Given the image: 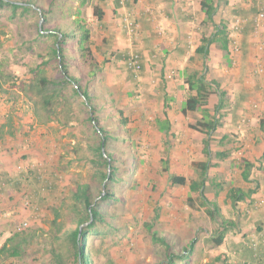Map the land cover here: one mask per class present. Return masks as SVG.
<instances>
[{"label":"rangeland","instance_id":"374dc122","mask_svg":"<svg viewBox=\"0 0 264 264\" xmlns=\"http://www.w3.org/2000/svg\"><path fill=\"white\" fill-rule=\"evenodd\" d=\"M7 1L24 4L27 0ZM85 1L83 5L81 0H38L43 8L53 4L54 12L47 22L44 14L35 11L23 13L19 10L15 14L12 9H0V248L17 234L30 240L24 256H1L0 264H52L49 251L55 234L59 230L61 235L67 234L78 225L70 199L72 193L81 184L95 186L96 193L101 189L94 179L96 168L92 159H96L93 152L96 136L88 110L82 105L79 107L78 100L75 103L78 113L70 123L38 125L20 90L7 79L11 76L18 79L17 83L27 81L31 69L43 59H49L55 65L51 52L56 44L55 37L50 35L51 29L63 19L69 22L78 18L86 21L91 31L92 56L86 58V65H81L75 58L80 53L76 51L75 43L70 42L68 52L75 58L72 60L75 66L70 71L95 95L93 102L100 109L97 115L100 126L111 137L109 151L123 159L117 163L122 180L111 185V192L121 201L100 204L113 226L102 229L99 236L90 237L96 247L95 264H159L163 248L152 242L154 232L167 237L175 253L185 248L191 251L188 260L182 264H229L225 245L215 246L212 241L218 223L209 219L205 208L200 206L197 193L193 194L196 202L192 208L187 201L188 186L169 183L170 173L190 180L198 179L191 163L207 159L202 142L206 135L190 126L201 119L200 111L188 112L184 122L175 125L178 131L167 136L160 132L156 123L163 118L167 89L178 78V69H173L177 73L169 74L166 79L167 58L164 67L159 58V65L149 63L142 73L134 75L115 56L126 54L129 49L148 55L152 46L146 45L142 34L146 32L152 42L162 44L164 34L159 36L158 33L162 23L158 20L154 27L145 30V21L139 17L147 6L145 1L124 0L122 5L126 13L134 17L138 25L136 36L130 39L123 34L121 14H112L110 23L99 21L94 8H103L105 1ZM107 1L106 7L113 11V0ZM116 34H119L118 38ZM196 38L198 35L194 40ZM89 63L94 67L93 74H90ZM184 67L190 71L201 70L202 63L201 60H189ZM210 76L214 77L215 73ZM215 103L217 98L212 95L206 107L213 110ZM122 121H126L125 126L121 125ZM224 135L229 141L221 145ZM212 138V162L218 164L217 151H225L231 156L242 143H239L238 134L220 129ZM237 157L243 160V156H233V160L227 158L212 168L206 185V196L218 203L226 220L233 219L234 223H237V214L241 213L238 207L242 208V205L232 207L228 198L230 189L234 186L244 190L254 188V184L246 182L241 175L245 162L234 166ZM162 159H168L169 172L164 171ZM133 164L136 167L129 174L127 170ZM253 164L251 174L255 177L263 164L255 158ZM57 210L60 217L56 224ZM25 223L28 225L23 226ZM59 225L63 227L60 229ZM234 225L233 228L238 230V225ZM236 235L232 233L233 237Z\"/></svg>","mask_w":264,"mask_h":264},{"label":"trees","instance_id":"16d2710c","mask_svg":"<svg viewBox=\"0 0 264 264\" xmlns=\"http://www.w3.org/2000/svg\"><path fill=\"white\" fill-rule=\"evenodd\" d=\"M225 1V0H224ZM85 5L86 1L81 0ZM104 2V0H100ZM121 2V0H119ZM222 0H202L201 8L206 15V24H210L213 27V32L201 37V43L196 49V55L202 61L201 70H194L192 72H186L185 83L188 86L190 92H195L196 95L190 96L185 102L183 107V113L186 115L188 112H201V119L196 124H191V128L206 135L204 140L203 154L207 158L206 161H194L192 166L198 174V179L190 180L186 176L178 175L174 173L169 174V183L172 186H188V205L195 207L196 199L193 194L197 193L200 206L205 208L206 214L211 221L217 224V230L212 236V241L215 246H221L224 242L226 235L228 234L231 221L226 220L221 209L216 201L210 200L206 196V185L209 181V173L212 168L218 167V163H213L214 157L211 141L212 136L216 133L218 128L222 126V120L224 115L221 113L226 107V95L227 93L221 89L220 83L215 80L208 79L209 67L208 59L210 57V50L213 44H217L227 54L229 53V32L224 23L216 24L214 16L221 4ZM119 6V3H117ZM37 7V11L35 10ZM12 9L17 14L19 10L23 13L35 11L37 14H44V21L47 22L53 14V4L48 7H42L38 4V0H27L24 4L0 0V9ZM40 10V11H39ZM94 15L99 21H102L105 12L102 7L96 6L94 8ZM56 25L51 29L50 35L55 37V48L52 50V58L55 59V65L51 60L43 59V61L36 67L31 69V76L27 81H20L13 77H8L13 87L19 89L23 95V100L29 104L32 117L38 125L46 126L52 122H56L59 125H66L70 123L76 117L78 109L76 102L79 100L78 106L82 105L88 110L91 122V128L93 134L96 136L94 156L96 159H92L96 171L94 179L99 183L101 189L96 193L95 186L90 184H81L74 190L70 199L72 200V207L75 216L78 218L77 227L69 231L67 234L61 235V230L58 234H55L53 242L50 248L51 263L52 264H95L96 247L90 242V237L99 236L102 229H109L112 225L107 212L100 209L101 203L118 202L121 198L112 193L111 185L121 181V173L118 162H123V159L116 155V153L109 151V133H107L99 123L98 113L100 109L93 102L95 95H92L86 86L81 85V80L74 73H71V68L75 66L72 60L77 58L80 64L86 65L87 57L92 56L91 31L86 24V21L82 19H74L72 21H65L64 19L55 23ZM39 35H42L39 33ZM75 43L80 54L77 57H72V53L68 52L69 45ZM127 54V53H126ZM121 53L118 55L119 60H124L126 69L131 73L138 74L145 70L143 62V55L140 52H135L140 59V69L134 70L129 66L128 61L130 55ZM85 60V61H84ZM77 66V65H76ZM92 68L90 74L94 73V67L89 63ZM89 67V68H90ZM2 78V75H0ZM2 89V86L0 85ZM215 94L218 96V103L214 108L215 114L212 115L208 107L210 97ZM165 109L168 108L167 100L165 97ZM165 118L163 120H157V126L160 132L166 136L171 132V123L169 121L167 112L164 113ZM121 125L125 126L126 121H122ZM261 130L264 132V120L261 121ZM229 139L228 136H224L220 144L223 145ZM230 153L225 151H217L215 158L219 161H224L229 158ZM245 162V168L242 173V177L246 182L250 181L251 169L254 164L248 159L243 160ZM162 165L165 172H169L168 159H162ZM264 164V156L260 161ZM136 164L129 166L127 170L130 174ZM259 170L264 172V167L260 165ZM19 184V183H16ZM15 184V185H16ZM257 192L256 189L244 190L241 187L234 186L228 193V198L231 201L233 208H236L239 203L245 202L252 198ZM96 198H99L98 202ZM59 210L56 213L55 222L60 217ZM156 218L159 213L156 211ZM221 220V221H220ZM83 225H86L84 228ZM63 227L59 225V227ZM60 227V229H61ZM83 229H82V228ZM107 227V228H105ZM81 231V232H80ZM152 242L161 244L163 248V258L159 264H182L190 257L191 251L185 248L179 253H175L172 246L169 244L167 237H162L158 232H154L152 235ZM30 246V240L22 236L21 234L14 235V237L8 239L4 245L0 248V257H18L24 256ZM95 251V252H94Z\"/></svg>","mask_w":264,"mask_h":264},{"label":"crops","instance_id":"0c3cea01","mask_svg":"<svg viewBox=\"0 0 264 264\" xmlns=\"http://www.w3.org/2000/svg\"><path fill=\"white\" fill-rule=\"evenodd\" d=\"M104 1L105 15L102 21L105 23H110L113 19L112 14H121L122 20L129 16L122 5L124 0L121 2L113 0L111 2L113 11H110L109 6L106 7L108 1ZM144 1L147 6L143 13H139V17L142 18L141 21H145L143 24L145 30L154 27V23L159 20L163 26L159 29L161 31L158 32L159 36L164 34L162 45L152 42L148 36L146 37V32H143L144 42L152 46L148 55L142 51L145 68L149 67V63L159 65L157 60L159 58H162L164 67L167 58L165 78H169L171 73H177L172 71L173 69H178V78L175 82L172 81V86L168 84V108L164 107L171 123V132H177L178 127L175 125L185 120L182 110L184 102L189 94L196 95L195 92L189 91L185 83L186 72H192L193 69L190 71L184 67L186 69L184 70L183 66H186L189 60H201L195 53L196 49L201 43V37L213 32V27L205 22L206 15L201 8L202 0ZM261 13L264 14V0H222L214 16L216 24L224 23L227 26L230 39L228 54L217 44H213L208 59V79L218 81L221 89L227 93V107L221 111L224 118L222 126L218 129L238 134L239 143L242 142L241 148L237 147V153H233L227 160H233L231 157L240 155L243 156V160L248 159L253 163L254 158L260 162L264 156V132L261 130V121L264 120V18H261ZM129 17L134 20V17ZM257 21L259 26H256ZM209 27L212 30L207 33ZM123 34L128 35L125 30ZM118 35L116 34V38ZM195 35H198L196 40ZM135 36L129 38L133 39ZM129 47L131 48V45ZM160 52L162 55H159ZM125 53L129 55L135 52L129 49ZM115 56L118 58L117 54ZM125 59L120 61L124 62ZM213 73L215 76L211 77L210 74ZM213 95L216 96L218 103V96ZM217 103L213 110L209 109L212 115L215 114L214 108ZM164 113L160 120L165 118ZM205 139L203 136V144ZM259 153L261 154L258 157ZM227 160L220 161L219 164ZM243 160L237 157L233 161L234 166H241ZM244 168L245 166L241 175ZM255 174V177L253 174L250 176V181L254 184V188L250 189L257 188V192L251 199L241 202L242 208L238 207L241 213L236 216L237 223L230 219L233 221L230 226L234 227V224H237L238 230L230 227L222 244L225 245L229 264H264V244L261 242L264 239V172ZM232 233L237 235L233 237Z\"/></svg>","mask_w":264,"mask_h":264},{"label":"built area","instance_id":"2783aa9c","mask_svg":"<svg viewBox=\"0 0 264 264\" xmlns=\"http://www.w3.org/2000/svg\"><path fill=\"white\" fill-rule=\"evenodd\" d=\"M261 18H264V14L261 13ZM124 23V29L126 30L127 34L129 36H134L137 34L138 25L134 20H132L129 16H125L123 18ZM256 26H259V22L257 21ZM128 64L130 67H132L134 70L138 71L140 69V59L139 56L136 54H131ZM28 224L25 223L23 226H27ZM264 244V239L261 241Z\"/></svg>","mask_w":264,"mask_h":264},{"label":"water","instance_id":"95a60500","mask_svg":"<svg viewBox=\"0 0 264 264\" xmlns=\"http://www.w3.org/2000/svg\"><path fill=\"white\" fill-rule=\"evenodd\" d=\"M81 232V231H80Z\"/></svg>","mask_w":264,"mask_h":264}]
</instances>
